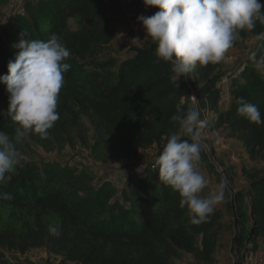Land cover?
<instances>
[{"label":"trees","instance_id":"16d2710c","mask_svg":"<svg viewBox=\"0 0 264 264\" xmlns=\"http://www.w3.org/2000/svg\"><path fill=\"white\" fill-rule=\"evenodd\" d=\"M8 2L0 0V5ZM110 11L108 0H24L22 12L3 25L0 75L7 74L23 30L28 39L43 41L56 33L70 50L64 62L71 68L64 73L58 96L59 119L46 137L25 132L21 142L13 139L20 155L32 150L30 140L45 149L74 145L73 131L87 118L95 138L90 155L96 163L128 161L131 172L119 191L110 179L94 184L92 173L77 170L71 158L61 159L63 163L54 157L40 162L22 158L0 181V194L13 197L0 199V264H13L4 258L6 253L25 254L44 246L80 264H173L171 259L184 253L196 264L216 261L222 211L215 210L199 225L191 224L187 208L180 207L179 193L159 181V170L153 169L156 157L142 161L139 157L150 146H164L172 132L189 139L171 120L189 107L198 108L201 119L209 115L208 122L217 127L242 126L249 139L246 147L264 149V124L239 116L236 103L238 97L245 98L264 119V73L255 65H264V25L257 22L255 29L239 32L231 49L253 37L256 44L255 63L250 56L238 74H229L217 62L197 66L172 82V65L157 62L152 39L129 63L114 67L112 60L99 59L118 36ZM75 16H80L81 27L71 32ZM226 77L232 100L222 110ZM5 87L0 84V131L14 138L17 125L8 114ZM87 139L82 134L89 146ZM207 144L215 153L214 143ZM205 152L202 145L201 155ZM228 209L239 227L236 249L258 237L264 240V172L249 179L230 199ZM50 224L58 235L50 234Z\"/></svg>","mask_w":264,"mask_h":264},{"label":"clouds","instance_id":"9594fccd","mask_svg":"<svg viewBox=\"0 0 264 264\" xmlns=\"http://www.w3.org/2000/svg\"><path fill=\"white\" fill-rule=\"evenodd\" d=\"M143 4L159 9L151 16L140 15L137 20L156 45L157 62H170L177 76H187L197 66L220 62L240 31L255 29L257 22L264 25L261 0H143ZM27 37L23 30L14 45L18 49L14 60L7 64V74L0 75V84L6 86L8 94V114L17 125L14 138L0 131V181L22 160L13 139L21 142L25 132L46 137L47 130L59 119L58 96L64 73L71 68L64 62L69 59L70 50L61 36L53 33L47 41ZM141 41L134 37L131 44ZM254 57L252 53L251 58ZM236 103L239 116L257 125L264 124L256 105L243 97H238ZM171 120L179 123L189 139H181L176 132L166 136L153 169L159 170V181L179 193L180 207L187 208L191 224L199 225L224 201L228 181L221 178L214 190L202 195L209 183L199 170L200 130L206 122L198 108L193 107L171 116ZM12 198L11 194H0V199ZM48 231L54 236L59 234L54 224L49 225Z\"/></svg>","mask_w":264,"mask_h":264},{"label":"rangeland","instance_id":"374dc122","mask_svg":"<svg viewBox=\"0 0 264 264\" xmlns=\"http://www.w3.org/2000/svg\"><path fill=\"white\" fill-rule=\"evenodd\" d=\"M111 6L110 17L113 19L118 30V36L115 44L108 49L103 50L98 54L99 59H109L114 62V67H118L122 63H129L137 56V50L144 48L151 40L146 36V32L142 26V32L138 35L134 34L129 27L131 21H138L137 17L140 15L151 16L155 13V8L146 7L143 0H132L131 4L128 0H108ZM24 0H12L5 5H0V33L3 34V17L8 13H18L23 10ZM80 16H75L70 20L69 31L75 32L80 29ZM134 37H139L142 41L139 44H131ZM255 38L243 40L238 48L228 50L224 58L219 62L223 69L227 70L229 74H238L239 66L242 62L251 56L255 50ZM255 63V57L252 58ZM256 67L261 73H264V65L255 63ZM183 76H177L174 72L171 75L172 82H178ZM226 93L222 98V110H226L231 103V96L228 92L229 86L227 80L224 78ZM206 122V129L200 130V142L206 149L205 156L201 155L199 170L208 179L209 183L204 189L202 195H207L211 189H215L216 185L220 183L221 178H226L228 181V188L225 193V199L222 203L215 206V210H220L223 213L221 223L223 224L221 230L220 242L218 244V251L216 261L212 264H264V240L261 237L256 238L255 241L241 244L239 248H235L234 237L239 233V227L234 224L233 215L228 209V203L234 195L247 185L249 179L257 174L264 172V149L254 147H246L249 139L245 134L242 126L234 127L224 125L217 127L209 119L211 117L205 115L202 118ZM82 134L87 136L86 145L82 141ZM73 144H67L60 148L58 146L45 149L35 142L30 140L32 150L27 154H22V158L40 162L41 159L50 157L65 160L66 158H73L74 155L83 152H90V146L94 143L93 127L87 118H83L81 126L75 128L73 131ZM214 143L215 153L211 152V146L207 143ZM163 146H150L147 151L140 154V160L154 159L162 151ZM129 165L125 161L109 160L107 164H98L81 167L75 166L77 170H84L92 173L96 183L108 180L107 177L113 172H119L124 165ZM221 166V167H220ZM223 169V172L220 170ZM121 186V184H118ZM94 186V185H93ZM123 188V186H122ZM121 188V189H122ZM120 191V190H119ZM42 252L43 259L39 262L33 261L29 255L17 256L13 255V264H80L75 261L67 259L64 255L55 252L50 246L39 248ZM4 252H8L5 250ZM7 254V253H6ZM173 264H196L192 255L184 253L180 258H172Z\"/></svg>","mask_w":264,"mask_h":264},{"label":"built area","instance_id":"2783aa9c","mask_svg":"<svg viewBox=\"0 0 264 264\" xmlns=\"http://www.w3.org/2000/svg\"><path fill=\"white\" fill-rule=\"evenodd\" d=\"M9 1H12V0H9ZM131 2H132V0H128V3L131 4ZM15 14H16L15 12L6 14L3 17V22L7 23L9 20H11L14 17ZM129 27L132 30V32L134 34H136V35L141 33L142 29H143L142 28V24L140 22H138V21H131L130 24H129ZM192 99H194L193 96H192ZM71 162L74 165H76L77 167H81L84 164L85 166H89L90 169H91V165L97 164L96 161L93 159V157L90 155V152H87V151L74 155V157L71 158ZM123 172H124V174L127 177V175H129V173L131 171L127 167H125L123 169ZM220 172H223V169H221ZM212 190H214V189H211V191ZM23 255H25V256L29 255V257L35 262H39V261H41L43 259L42 252L40 251L39 248L31 249L28 252H26L25 254H22V253H18L17 254V256H23ZM4 258L9 263H13L14 258H13L12 254L7 253V254H5Z\"/></svg>","mask_w":264,"mask_h":264},{"label":"crops","instance_id":"0c3cea01","mask_svg":"<svg viewBox=\"0 0 264 264\" xmlns=\"http://www.w3.org/2000/svg\"><path fill=\"white\" fill-rule=\"evenodd\" d=\"M126 163H128V161H125ZM128 165L126 164V165H124V167H123V169L125 168V167H127ZM123 169L121 170V171H119V172H112L111 174H110V176L109 177H107V179H110L112 182H113V184H114V186L118 189V190H121V188H122V186H124L125 185V180H126V175L124 174V172H123ZM94 184H96V182L94 181ZM118 184H121V186L120 185H118Z\"/></svg>","mask_w":264,"mask_h":264}]
</instances>
